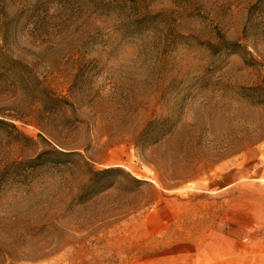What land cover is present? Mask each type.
<instances>
[{"label": "rangeland", "instance_id": "374dc122", "mask_svg": "<svg viewBox=\"0 0 264 264\" xmlns=\"http://www.w3.org/2000/svg\"><path fill=\"white\" fill-rule=\"evenodd\" d=\"M241 154H264V0H0V264L188 247ZM108 166L141 181L88 185Z\"/></svg>", "mask_w": 264, "mask_h": 264}, {"label": "crops", "instance_id": "0c3cea01", "mask_svg": "<svg viewBox=\"0 0 264 264\" xmlns=\"http://www.w3.org/2000/svg\"><path fill=\"white\" fill-rule=\"evenodd\" d=\"M230 170L201 200L207 212L194 213L190 246L178 242L146 264H264V154H241L240 168Z\"/></svg>", "mask_w": 264, "mask_h": 264}, {"label": "trees", "instance_id": "16d2710c", "mask_svg": "<svg viewBox=\"0 0 264 264\" xmlns=\"http://www.w3.org/2000/svg\"><path fill=\"white\" fill-rule=\"evenodd\" d=\"M36 157L38 158L39 156L37 155ZM114 171L122 172L133 183H139L141 181V179L132 176L129 172H127L126 170H123L120 166H108V167H104V168H100V169L90 170V176L88 177V185L93 187V189H95V190H101V189L108 187L112 182L102 180L101 178H99L97 176L101 175V174H107L109 172H114Z\"/></svg>", "mask_w": 264, "mask_h": 264}]
</instances>
